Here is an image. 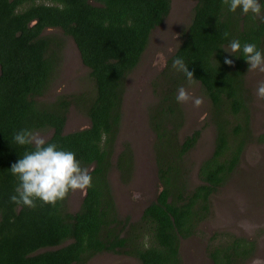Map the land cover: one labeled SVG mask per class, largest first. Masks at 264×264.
Masks as SVG:
<instances>
[{
  "label": "trees",
  "instance_id": "obj_1",
  "mask_svg": "<svg viewBox=\"0 0 264 264\" xmlns=\"http://www.w3.org/2000/svg\"><path fill=\"white\" fill-rule=\"evenodd\" d=\"M260 3L261 15L253 16L229 12L223 0H196L167 61V70L175 75L162 76L166 80L157 85L158 101L149 117L157 194L131 223L119 215L108 180L113 161L123 181L133 171L129 144L112 159L124 83L139 64L151 32L169 14L171 0H0V264H87L103 253L127 256L138 264H180L181 241L200 234V224L211 213L210 198L236 171L253 138L245 84L249 66L242 54L227 50L229 42L238 39L264 51V0ZM49 30L72 39L88 70L89 126L75 132L64 133L68 101H38L57 62L59 43L45 35ZM176 58L188 66L210 103L213 150L198 164L195 186L185 157L200 130L179 141L183 116L176 94L189 81L173 68ZM225 58L233 64H225ZM23 129L49 130L47 141L74 152L88 169L91 187L84 190L77 211H68V195L55 206L36 201V207L29 208L10 202L17 186L11 165L33 147L14 142ZM254 250L253 240L228 232L206 239L212 264H243Z\"/></svg>",
  "mask_w": 264,
  "mask_h": 264
},
{
  "label": "rangeland",
  "instance_id": "obj_2",
  "mask_svg": "<svg viewBox=\"0 0 264 264\" xmlns=\"http://www.w3.org/2000/svg\"><path fill=\"white\" fill-rule=\"evenodd\" d=\"M196 0H171L170 11L163 23L154 29L139 64L127 76L122 101V121L114 144L115 156L127 143L133 151V171L123 181L114 161L108 174L117 211L121 217L137 222L144 207L156 196L158 180L154 163L153 143L155 135L151 130L149 117L151 108L157 103V85H163L166 74L174 77L175 72L167 70V61L174 54L181 41V33L188 26ZM45 35L59 43L56 50V66L47 90L38 99L43 105H50L57 99L69 102L64 133L75 132L89 126L85 112L91 95L88 70L79 58L76 47L69 37L59 30H49ZM174 79V78H173ZM264 80V73L248 71L245 84L248 90L250 131L253 135L241 155L236 171L226 183L210 198L211 213L200 224V234L181 241L180 264H212L208 259L206 239L217 232H228L238 237L253 240V255L243 264H264V100L256 96L257 84ZM193 98H202L200 107L190 100L179 103L183 124L179 141L195 130L200 137L195 147L186 155L185 166L189 171L190 183H198V164L210 156L213 150V127L209 122L210 103L198 82L182 84ZM46 139L49 130L37 131ZM84 190L70 191L67 197L69 212L78 210ZM87 264H138L130 257L103 253L91 258Z\"/></svg>",
  "mask_w": 264,
  "mask_h": 264
},
{
  "label": "clouds",
  "instance_id": "obj_3",
  "mask_svg": "<svg viewBox=\"0 0 264 264\" xmlns=\"http://www.w3.org/2000/svg\"><path fill=\"white\" fill-rule=\"evenodd\" d=\"M223 3L232 13L240 10L244 15H261L260 0H223ZM227 36L228 33H225L226 38ZM228 49L227 52L231 55L242 54L249 66L248 71L264 73V51L259 50L256 44L242 45L240 40L232 39ZM224 63L231 66L233 60L225 58ZM172 66L178 72L184 73L189 82L195 80L182 59H174ZM256 96L264 100V80L257 84ZM190 100L196 107L203 103L202 98H193L180 86L176 94L177 103H187ZM13 139L21 147H33L11 165L10 173L17 179V186L14 194L10 196V202L29 208L36 207V201L55 206L57 202L65 199L70 191H83L91 187L92 177L88 169L81 166L74 152L61 149L57 144L49 143L39 132L28 129L20 130ZM254 264L260 262L255 261Z\"/></svg>",
  "mask_w": 264,
  "mask_h": 264
}]
</instances>
